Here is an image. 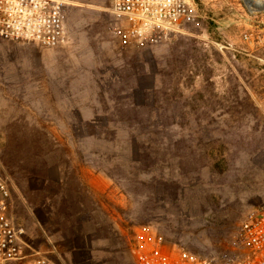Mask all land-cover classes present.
I'll return each instance as SVG.
<instances>
[{
    "label": "rangeland",
    "instance_id": "374dc122",
    "mask_svg": "<svg viewBox=\"0 0 264 264\" xmlns=\"http://www.w3.org/2000/svg\"><path fill=\"white\" fill-rule=\"evenodd\" d=\"M195 1L152 43H120L109 0H67L62 45L0 38V209L54 263L137 264L152 231L242 251L264 204V7Z\"/></svg>",
    "mask_w": 264,
    "mask_h": 264
},
{
    "label": "built area",
    "instance_id": "2783aa9c",
    "mask_svg": "<svg viewBox=\"0 0 264 264\" xmlns=\"http://www.w3.org/2000/svg\"><path fill=\"white\" fill-rule=\"evenodd\" d=\"M67 0H0V38L56 47L67 41ZM120 43H152L197 18L195 0H109ZM249 36L245 34L247 39ZM9 195L6 182H0ZM135 247L137 264H264V204L251 209L239 230L242 251L212 255L169 244L152 231ZM26 228L0 209V264H56L34 250L27 260Z\"/></svg>",
    "mask_w": 264,
    "mask_h": 264
},
{
    "label": "crops",
    "instance_id": "0c3cea01",
    "mask_svg": "<svg viewBox=\"0 0 264 264\" xmlns=\"http://www.w3.org/2000/svg\"><path fill=\"white\" fill-rule=\"evenodd\" d=\"M32 222H33V223L37 222L36 225L38 224L37 226L40 227L38 221H36L35 219H33ZM30 230H31V228L28 229V233H29V234L31 233ZM32 250H35V248L32 247V246L28 243V246H27L26 249H25L26 254H28V255L31 254ZM88 264H97V263H96V262L92 263V260H91V261H89Z\"/></svg>",
    "mask_w": 264,
    "mask_h": 264
},
{
    "label": "bare ground",
    "instance_id": "6f19581e",
    "mask_svg": "<svg viewBox=\"0 0 264 264\" xmlns=\"http://www.w3.org/2000/svg\"><path fill=\"white\" fill-rule=\"evenodd\" d=\"M253 7H264V0H253V3H252Z\"/></svg>",
    "mask_w": 264,
    "mask_h": 264
},
{
    "label": "water",
    "instance_id": "95a60500",
    "mask_svg": "<svg viewBox=\"0 0 264 264\" xmlns=\"http://www.w3.org/2000/svg\"><path fill=\"white\" fill-rule=\"evenodd\" d=\"M245 2L249 3V4H252L253 3V0H244Z\"/></svg>",
    "mask_w": 264,
    "mask_h": 264
},
{
    "label": "trees",
    "instance_id": "16d2710c",
    "mask_svg": "<svg viewBox=\"0 0 264 264\" xmlns=\"http://www.w3.org/2000/svg\"><path fill=\"white\" fill-rule=\"evenodd\" d=\"M133 143H134V145L136 144V138H135V139H133Z\"/></svg>",
    "mask_w": 264,
    "mask_h": 264
}]
</instances>
